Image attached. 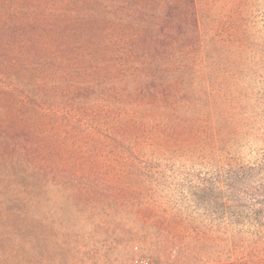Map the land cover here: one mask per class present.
Instances as JSON below:
<instances>
[{
  "label": "rangeland",
  "instance_id": "obj_1",
  "mask_svg": "<svg viewBox=\"0 0 264 264\" xmlns=\"http://www.w3.org/2000/svg\"><path fill=\"white\" fill-rule=\"evenodd\" d=\"M145 61L156 96L133 91ZM195 82L231 100L230 133L187 112ZM263 135L264 0H0V178L74 188L57 264H264L183 257L254 231Z\"/></svg>",
  "mask_w": 264,
  "mask_h": 264
},
{
  "label": "trees",
  "instance_id": "obj_2",
  "mask_svg": "<svg viewBox=\"0 0 264 264\" xmlns=\"http://www.w3.org/2000/svg\"><path fill=\"white\" fill-rule=\"evenodd\" d=\"M209 19H206L204 27V39L200 43L203 55V70L205 79L210 78L212 67L215 64L213 54L217 49L213 48L212 41L217 33L214 28L209 27ZM179 26L182 24L178 23ZM209 27V28H208ZM218 46L222 45L217 41ZM222 46H220L221 48ZM137 67L146 70L140 76V83L147 85L142 90H133L137 94L144 96H156L160 75V70H151L148 73L151 62L145 61ZM210 72H209V70ZM153 86V88L149 87ZM191 89V98L194 102L189 109L196 118L205 117L210 119L212 126L223 134L230 133L233 129L232 117L227 113L231 107V100L216 95L210 83L200 84L195 82ZM222 89H218L220 92ZM217 91V92H218ZM234 132V131H233ZM264 142V135L261 138ZM41 172L36 168V172L29 176L25 183L14 184L6 178H0V264H57L58 247L64 245L67 248L68 260L71 259V245L68 235L71 232V224L77 212V205L72 200L75 193L74 188L64 183L53 180H44L40 177ZM244 172H237V176H242ZM87 185V184H86ZM66 202L67 209L63 207ZM63 214L67 210L70 219H59V212ZM64 211V212H63ZM60 212V215H61ZM62 214V215H63ZM66 215V214H65ZM260 215V216H258ZM264 208H260L255 217L253 225L254 231L246 238L236 239L227 233V238H223L220 243L212 242L209 238L197 240L194 244L198 250L191 254H184L193 263L200 262H222L225 260H237V258L253 261L258 257L264 258ZM59 232H62L66 239L63 242L59 239ZM218 233L219 231L207 230L205 233ZM213 243L212 244H210ZM96 246H93L95 248ZM98 247L94 254H98ZM235 257V258H234ZM155 258V257H154ZM160 259V258H159ZM166 264L165 262H161Z\"/></svg>",
  "mask_w": 264,
  "mask_h": 264
}]
</instances>
